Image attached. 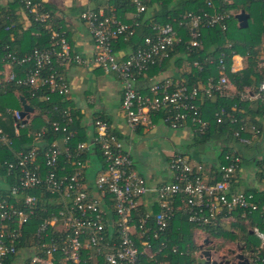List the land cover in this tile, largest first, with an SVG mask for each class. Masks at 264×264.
I'll return each instance as SVG.
<instances>
[{"label": "built area", "instance_id": "built-area-1", "mask_svg": "<svg viewBox=\"0 0 264 264\" xmlns=\"http://www.w3.org/2000/svg\"><path fill=\"white\" fill-rule=\"evenodd\" d=\"M18 1L34 22L50 31V42L47 47H34L22 55L11 50L0 53V82L23 86L32 97L41 94L42 100H48L52 94L66 96L69 84L62 68L70 64L83 65L85 59L73 51L63 31L52 27L53 15L43 8L42 3ZM149 1L131 0L133 21L90 7L80 13L93 40V60L103 72L114 73L119 78L121 108L131 131L153 128V116L160 115L171 128L189 127L192 131L204 133L208 123L202 117L200 104L204 97L216 92L222 96L235 95L236 89L228 74L242 69L236 62L239 53L233 51L228 55L222 51L217 59L219 77L210 78L205 84L163 78L153 81L146 92L139 91L137 78L154 65L166 64L170 50L184 41L175 19L164 23L154 21L152 33L144 37L141 46L124 58L117 56L113 46L115 40L133 35L139 25L137 18L147 10ZM205 1L207 7H214L213 0ZM181 17L177 25L191 29V39L186 42L189 48L200 45L201 26L216 24L225 29L230 13L224 9L200 14L190 11ZM227 47L230 48L231 43ZM228 57L229 65L226 63ZM194 65L202 68L197 62ZM17 66L20 74L14 70ZM236 94L240 99L264 103V81L256 89ZM21 110L6 108V113L14 118L16 135L19 134L20 121L25 119ZM222 114L223 111L215 113L218 122H221ZM73 121L69 110L64 109L60 120L43 125L34 132V142L18 150L13 149L14 139L0 125V146L8 148L13 155L12 159L0 162V169L5 172L0 176L5 184L2 190L7 192L0 197V264H5L9 256H15L12 264H18V257L24 251L30 253L20 264H142L135 238L142 239L149 232L148 224L154 212L147 209L138 218H134V213L147 195H151L160 208L154 217L157 229L153 230L152 239L162 238L176 213L206 227L234 220L232 213L237 208L243 210L242 217L255 211L264 214V202L259 204L252 193L230 190L232 175L240 162L236 143L242 146L253 144L260 133L255 124L241 120V124L232 130V137L237 142L227 144L230 148L224 155L227 163H218L216 171H212L210 165L175 151L168 159L172 180L150 185L135 169L122 138L105 120L95 118L92 138L75 145L71 144L73 131L69 130ZM231 121L236 122L237 118L232 116ZM50 127L63 135L49 142L44 137ZM92 159L99 168L94 178L89 179L86 170ZM262 176L264 184V168ZM11 178L13 184L8 183ZM30 191H37L39 195ZM35 216L39 221L37 227L26 237L24 226ZM252 233L264 248V231L255 226ZM141 242L144 246L142 252L152 250L150 257L166 247L165 239L156 245L144 239ZM172 250L176 252V248ZM244 259L250 264L263 260L256 256V252L245 255ZM212 262L237 264L238 258L222 261L210 255L209 264Z\"/></svg>", "mask_w": 264, "mask_h": 264}, {"label": "trees", "instance_id": "trees-1", "mask_svg": "<svg viewBox=\"0 0 264 264\" xmlns=\"http://www.w3.org/2000/svg\"><path fill=\"white\" fill-rule=\"evenodd\" d=\"M16 1L21 6L19 1ZM34 1L39 2L40 0ZM213 1L214 7L209 8L205 0H150L147 10L142 12L140 17L137 18L139 25L135 28L133 35L127 39L120 36L115 40L114 44L118 43L125 47H130L131 51L136 50L141 46L144 37L152 33L151 24L154 21L164 23L173 22V19H175L176 28L179 30L184 41L181 45L170 50L169 53L170 58L178 55L179 58L176 61L178 65H181L183 61L189 63V69L182 71L180 74V79L188 84H205L210 78L217 79L221 73L217 67V59L222 51L227 52L228 55H230V52L234 51L244 56L245 66L243 70L234 74H228L229 79L236 87L235 95L222 96L216 92L211 96L204 97L200 104V110L202 117L206 119L208 123V128L204 133L192 131V146L205 145L218 142L219 140L223 141L220 145L222 152L220 155L221 162L219 163L226 164L227 160H225L224 155L230 151L227 145L230 142L229 139H233L234 142H237L236 139L232 137V130L241 124V120L246 124H255L260 129L256 121L253 120V117L255 114L264 116V103L258 102L257 111L255 112L250 107V100L240 99L236 94V92H243L247 89H256L259 84L264 81V0H231L230 3H223L221 0ZM108 2L109 6L105 9V12L107 14L114 13L119 18H124L127 11H132L134 9L131 0H108ZM42 5L44 9L53 11L52 6ZM21 8L23 9L22 6ZM220 9H224L230 13V17L226 22V28L222 29L220 25L216 24L214 26H201L199 28L201 31L199 37L201 41L200 45L187 48L186 42L188 43L191 39V29L187 26L177 25V22L182 20L181 15L190 11L194 14H200L203 12H216ZM240 10H244L249 14L248 25L245 28L238 25L235 17L236 13ZM23 11L25 12L24 9ZM28 18L30 26L24 28L22 24L18 22V17L13 7L1 9L0 53L11 50L22 55L31 52L34 47L44 48L49 45L50 31L41 26V24L34 22L30 16H28ZM124 20L133 21L135 19L130 17ZM52 27L58 31H63L58 28V24L54 20L52 21ZM228 43H231L230 48L227 47ZM114 44L113 46L115 49ZM210 59H212V62H209ZM194 62L199 63L202 68L199 69L198 66L194 65ZM226 63L229 65V57ZM164 66L166 65H154L147 73L152 74L157 70H161ZM14 70L20 74L18 66L15 67ZM40 95L38 93L32 97L31 92L23 86L11 82H0V125L3 130L14 139L13 149L18 150L27 148L34 142V132L39 130L43 125L49 124V122L60 120L64 109H68L70 114L74 117L73 123L69 125V130L73 131L71 144L75 145L78 141L87 140V134L80 125L81 114L78 110L68 105L66 96L52 94L48 100H42L40 99ZM21 96L25 98L27 104L33 108L34 112L30 115L28 121H20L19 134L16 135L14 118L12 115L6 113V108L21 110ZM217 111H223L221 122L217 121L215 115ZM232 116L237 118L236 122L231 121ZM74 131L76 132L74 133ZM62 135L63 133L61 131H53L50 127L44 138L51 142ZM248 146L250 145L245 147ZM237 151L239 153L238 148ZM12 157L13 155L8 148L0 146V162L4 159H12ZM204 164L209 166L208 163ZM256 165L258 176L262 182L264 158L258 159ZM209 167L212 171L217 170V167L213 164H210ZM4 173L5 172L0 169V176H3ZM8 183L13 184L14 179L11 178ZM30 192L39 195L37 191ZM244 192L252 193L254 199L259 204L264 202V191L255 189ZM4 194H7V192L1 190L0 197L5 196ZM153 207L154 214L150 217V223L148 224L149 232H147L146 236L142 239L148 240L150 244L153 245L165 239L166 247L160 253L150 257L149 254L152 253V250L147 249L146 252H142L141 250L144 248L141 242L142 239L135 238L136 246L141 252L140 258L142 264H157L160 262H167V264H209V262H206L203 255L204 249L202 248L207 244L208 246L211 245V248H209L210 246L208 247V251L211 256H214L217 253L214 242L218 240L219 242L240 240V242H236L237 246H240V254L245 256L250 255L251 252H256V256L263 259L256 264H264V248L260 246L259 239L252 233V229L255 226L261 231H264V214L260 211L246 213V215L242 217L243 210L237 208L232 213L234 220L220 226L207 227L192 223L188 221L186 216L176 213L169 221L167 228L163 232L162 238L152 239V232L157 229L154 217L160 212V208L157 204H154ZM146 210L144 204L140 203L137 211L134 213V218L143 216ZM38 222V216H35L32 217L31 222L24 226V235H26V237L31 235L37 227ZM196 233L205 234L208 238L207 244H196L193 240ZM251 236H254L255 239H251ZM173 248H176V252H173ZM233 252L234 251H227L225 254L220 253L219 258H221L222 261H234L237 259V254L239 253ZM14 259L15 256H9L5 264H12Z\"/></svg>", "mask_w": 264, "mask_h": 264}, {"label": "crops", "instance_id": "crops-1", "mask_svg": "<svg viewBox=\"0 0 264 264\" xmlns=\"http://www.w3.org/2000/svg\"><path fill=\"white\" fill-rule=\"evenodd\" d=\"M39 2L53 7V11L50 10L51 14H53V20L58 24V28L63 30L67 36L73 51L85 59L83 65H65L62 68V71L69 84V92L66 95V101L70 107L78 110L81 114L80 125L84 128L87 134V140L92 138L95 133V118L105 120L109 124L111 130L122 138L128 150L129 147H127V144H130L133 139L138 138V140L141 141L144 136H151L156 129L158 130V128L162 125L161 123H165L159 116H153L152 121L154 123V127L149 130L139 128L136 131H131L128 128L126 116L121 108L122 90L119 78L114 73L103 72L93 60V40L86 25L80 18V13L89 7L105 11V9L109 6L108 0H40ZM7 7H13L15 13L17 14L18 22L21 23L24 28H28L30 26L27 14L23 11L16 0H0V11L1 9ZM131 16V11H127L124 18L121 19L124 20L130 18ZM237 23L239 25L238 20ZM114 45V51L119 58H124L131 52L130 47H125L118 43H115ZM178 58V55L171 57L169 61L166 62V66H164L161 70H157L152 74L145 73L139 76L136 80V87L138 90L146 92L148 86L153 81L159 79L180 78L181 72L189 69V63L183 61L181 65H178L176 63ZM236 62L241 64V70H243L245 66L244 56L238 54ZM184 65H186L187 68H183ZM250 107L256 112L258 101H251ZM33 112H31L30 115ZM253 118V120L256 121V124L260 127L259 136L253 144L245 147L237 144L233 139H229L232 144L236 143L240 154L239 166L235 171L230 184L231 191H247L255 189L264 191V184L260 181L256 165V161L258 159L264 158V116L255 114ZM173 129L182 130L184 133H187V129L191 130L189 127ZM171 142L173 149L170 151L168 159L175 151L178 150L175 147L174 140ZM212 143H216L217 146L220 147L223 141L219 140L218 142ZM183 153L188 155L192 160L201 161L203 163L205 162L208 163V165L213 164L217 166V164L221 162V147L219 154L213 151L209 154H205L203 157H201L199 152H194L193 155H190L187 152ZM92 160L93 162H91L86 170L89 179L94 178V175L97 173L99 168V165H96L94 159ZM172 178L173 176L171 171L165 169L161 176L153 175L151 178L145 179L150 185H154L168 183L172 180ZM4 187L5 184L0 178V192ZM141 203L144 204L146 209H152L154 211L153 205L155 203L153 202L151 195L145 196ZM193 240L196 244L198 243L196 236H194ZM164 264H167V262H164Z\"/></svg>", "mask_w": 264, "mask_h": 264}, {"label": "rangeland", "instance_id": "rangeland-1", "mask_svg": "<svg viewBox=\"0 0 264 264\" xmlns=\"http://www.w3.org/2000/svg\"><path fill=\"white\" fill-rule=\"evenodd\" d=\"M183 68H187V66L184 65ZM161 124L158 130L156 129L157 131L155 130L151 136H144L141 141L135 138L130 144H127L134 159L135 169L145 178H151L153 175L161 176L165 169L169 170L168 156L173 149L172 140H174L175 147L179 151L187 152L190 155H193L194 152H199L201 157H203L205 154H209L213 151L217 154L220 153V147H218L216 143L192 146L191 130L187 129V133H184L182 130H174L165 123ZM195 236L198 242L197 244L200 245H203L204 239L207 238V236L202 233H196ZM251 239H255L254 236H251ZM236 242H240V240H227L223 242H219L218 240L214 242L217 252L215 256L219 257L220 253L225 254L227 251L241 253L240 246H237ZM209 246L207 244L202 249L208 250V247L211 248V245ZM29 253L28 251L21 252L17 263L20 264L22 259Z\"/></svg>", "mask_w": 264, "mask_h": 264}, {"label": "water", "instance_id": "water-1", "mask_svg": "<svg viewBox=\"0 0 264 264\" xmlns=\"http://www.w3.org/2000/svg\"><path fill=\"white\" fill-rule=\"evenodd\" d=\"M236 19L239 22V26L242 28L247 27L248 25V17L249 14L246 13L244 10H240L236 15H235ZM21 100V104H22V110H21V116L25 117L24 122H26L29 118V115L31 112H33V108L27 104L26 100L24 97H20ZM208 239L204 240V243H207ZM203 255L206 259V262H209L210 259V252L207 249L203 250ZM237 258H238V262L237 264H250L246 261V259H244V256L242 254H237ZM212 264H215V262H212Z\"/></svg>", "mask_w": 264, "mask_h": 264}]
</instances>
